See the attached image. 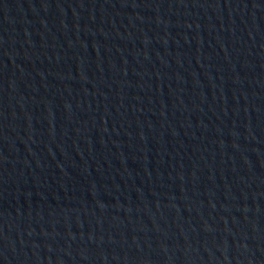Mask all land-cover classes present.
I'll list each match as a JSON object with an SVG mask.
<instances>
[{
    "label": "water",
    "instance_id": "water-1",
    "mask_svg": "<svg viewBox=\"0 0 264 264\" xmlns=\"http://www.w3.org/2000/svg\"><path fill=\"white\" fill-rule=\"evenodd\" d=\"M0 264H264V0H0Z\"/></svg>",
    "mask_w": 264,
    "mask_h": 264
}]
</instances>
